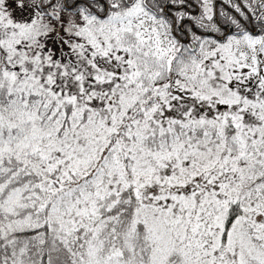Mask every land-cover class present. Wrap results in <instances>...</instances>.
<instances>
[{"label": "snow or ice", "instance_id": "1", "mask_svg": "<svg viewBox=\"0 0 264 264\" xmlns=\"http://www.w3.org/2000/svg\"><path fill=\"white\" fill-rule=\"evenodd\" d=\"M0 264H264V0H0Z\"/></svg>", "mask_w": 264, "mask_h": 264}]
</instances>
